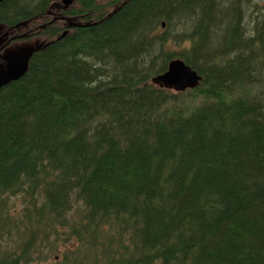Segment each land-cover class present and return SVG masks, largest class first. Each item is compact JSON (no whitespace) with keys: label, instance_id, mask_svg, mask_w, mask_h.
<instances>
[{"label":"trees","instance_id":"1","mask_svg":"<svg viewBox=\"0 0 264 264\" xmlns=\"http://www.w3.org/2000/svg\"><path fill=\"white\" fill-rule=\"evenodd\" d=\"M82 2L0 87V264H264V0ZM178 57L199 85L155 84Z\"/></svg>","mask_w":264,"mask_h":264},{"label":"flooded vegetation","instance_id":"2","mask_svg":"<svg viewBox=\"0 0 264 264\" xmlns=\"http://www.w3.org/2000/svg\"><path fill=\"white\" fill-rule=\"evenodd\" d=\"M83 0H73V2L69 6H64L62 1H51L47 4V8L45 10V14H43L42 19H35L34 12L32 11V15L28 22H25L21 25L14 26V30L9 28L10 37L14 39L9 45L8 48L0 55V63L6 64L5 56H23L26 52H33L38 46L46 44L48 41L47 36L44 37L41 34L46 27H53L54 29H61L60 35L63 31H66L77 27L74 26L76 23H80L81 20V9L83 6ZM92 2H96L98 0H91ZM107 4L118 2L112 6V9L120 4L123 0H106ZM71 8H75V10L79 11V13L72 15L70 11ZM249 14V13H248ZM254 7L250 12V17L254 20ZM2 31V27L0 26V33ZM68 31V30H67ZM6 34V33H5ZM59 35V36H60ZM27 45V47H26ZM35 48V49H34Z\"/></svg>","mask_w":264,"mask_h":264},{"label":"water","instance_id":"3","mask_svg":"<svg viewBox=\"0 0 264 264\" xmlns=\"http://www.w3.org/2000/svg\"><path fill=\"white\" fill-rule=\"evenodd\" d=\"M68 6L72 0H62ZM31 53L26 52L23 56H5L6 67L0 65V87L23 75L27 69V61ZM201 76L190 66L179 58L170 60L167 70L152 79L160 87L171 88L175 91H183L187 88H194L200 83Z\"/></svg>","mask_w":264,"mask_h":264},{"label":"rangeland","instance_id":"4","mask_svg":"<svg viewBox=\"0 0 264 264\" xmlns=\"http://www.w3.org/2000/svg\"><path fill=\"white\" fill-rule=\"evenodd\" d=\"M100 1H103V0H100ZM235 1L237 2L238 0H235ZM241 1H243V0H241ZM248 1L251 3V5H253L254 0H248ZM239 5H241V3ZM243 5H245V3H243ZM231 6H233V4L231 2L224 1V4L222 6V9L224 10L225 15H223L221 13L211 12L210 11V15L212 16V18H221L222 19V22L224 23L223 24L224 27L222 29L223 31H220L219 37H221V36H223V34H225V31L228 28L226 24H228V22H232L231 19H233V11H232L233 8ZM228 14H230V19L227 18ZM247 15H249L248 12L246 13V16ZM207 31H208V29H207ZM208 35H210V34H208V32H207V37H208ZM26 47H27V45H26ZM18 196L14 197V198L13 197H10V199H9V204L11 203L10 206H12V207H15L16 206L17 208H19L20 206H22V205H20L21 199Z\"/></svg>","mask_w":264,"mask_h":264},{"label":"bare ground","instance_id":"5","mask_svg":"<svg viewBox=\"0 0 264 264\" xmlns=\"http://www.w3.org/2000/svg\"><path fill=\"white\" fill-rule=\"evenodd\" d=\"M212 1H213V0H212ZM245 1H248V0H245ZM239 6H241V5H239ZM107 13H108V12H107ZM261 23H262V22H261ZM154 25H155V24H154ZM243 25H244V24H243ZM262 29H263V28H262ZM164 33H165V32H164ZM145 40H146V39H145ZM149 40H150V39H149ZM147 42H148V41H147ZM35 50H36V49H35ZM165 53H166V52H165ZM262 57H263V56H262ZM257 60H258V59H257ZM167 62H168V61H167ZM165 66H166V64H165ZM167 67H168V65H167ZM166 70H167V69H166ZM166 70H165V71H166ZM165 71H163L161 74H163ZM161 74H159V75H161ZM159 75L154 76L152 79L158 77ZM152 79H151V80H152ZM202 79H203V78H202ZM152 81H153V80H152ZM198 85H199V84H198ZM195 87H196V86H195ZM195 87H194V88H195ZM164 88H166V87H164ZM191 89H193V88H191Z\"/></svg>","mask_w":264,"mask_h":264}]
</instances>
